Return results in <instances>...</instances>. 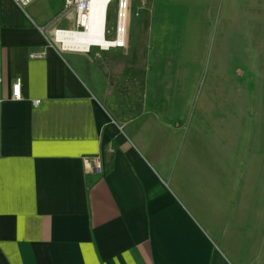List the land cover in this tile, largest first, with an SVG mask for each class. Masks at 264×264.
<instances>
[{
    "label": "crops",
    "instance_id": "crops-1",
    "mask_svg": "<svg viewBox=\"0 0 264 264\" xmlns=\"http://www.w3.org/2000/svg\"><path fill=\"white\" fill-rule=\"evenodd\" d=\"M62 8L0 0V264H264V119L237 131L232 85H149L121 119L41 32Z\"/></svg>",
    "mask_w": 264,
    "mask_h": 264
},
{
    "label": "rangeland",
    "instance_id": "rangeland-1",
    "mask_svg": "<svg viewBox=\"0 0 264 264\" xmlns=\"http://www.w3.org/2000/svg\"><path fill=\"white\" fill-rule=\"evenodd\" d=\"M117 2L108 6V38L114 35ZM262 6L264 0H128L125 45L75 54L76 68L94 94L126 120L147 113L149 85H188L192 101L202 86L224 91L232 85L237 115H243L237 131L251 135L253 119H264ZM227 95L222 92V100Z\"/></svg>",
    "mask_w": 264,
    "mask_h": 264
},
{
    "label": "built area",
    "instance_id": "built-area-1",
    "mask_svg": "<svg viewBox=\"0 0 264 264\" xmlns=\"http://www.w3.org/2000/svg\"><path fill=\"white\" fill-rule=\"evenodd\" d=\"M19 7L24 8L30 3L38 0H12ZM98 0H63V8L59 14V18L64 16L71 21L70 27H54L51 30L47 29L49 26L40 28L41 32L47 39L48 45L53 46L60 52L65 53H77L78 51L73 49L65 48V42L62 39H58L59 34L64 33H77V34H86L88 41V51L79 52L87 53L91 48H98L100 50L116 49L121 48L125 45V35H126V3L117 2L116 10V23L114 27L113 38H108V30L106 28L107 24V11L110 4L107 3V8L104 11L102 18L101 29L99 25L94 24V27L91 24L92 14L91 6L94 2ZM128 7V6H127ZM123 10V11H122ZM96 25V26H95ZM119 35H123L121 40H119ZM72 43H69L67 47L72 46ZM44 52L32 53L30 57L32 58H41L43 57ZM2 73L0 70V102L3 100L2 96ZM22 81L20 77H15L10 89V96L12 100H21L22 99ZM33 103L35 105L39 104L38 99H34ZM83 163L85 168L94 174L103 175L105 172L104 160L102 154H97L95 156L84 157Z\"/></svg>",
    "mask_w": 264,
    "mask_h": 264
},
{
    "label": "bare ground",
    "instance_id": "bare-ground-1",
    "mask_svg": "<svg viewBox=\"0 0 264 264\" xmlns=\"http://www.w3.org/2000/svg\"><path fill=\"white\" fill-rule=\"evenodd\" d=\"M111 0H98L94 2L91 6V14H92V21L91 24L94 27V24L99 25L100 29L102 26V18L104 11L107 8V3ZM121 2L126 3V12H128V0H118V3ZM123 11V10H122ZM95 25V26H96ZM123 35H119V40H121ZM58 39H62L65 42V48L73 49L78 52H86L88 51V41L86 34H77V33H64L59 34ZM69 43H72V46L67 47ZM104 50H106L104 48Z\"/></svg>",
    "mask_w": 264,
    "mask_h": 264
}]
</instances>
